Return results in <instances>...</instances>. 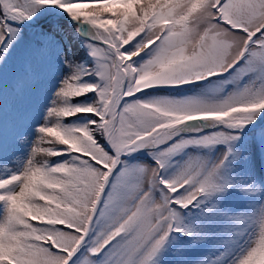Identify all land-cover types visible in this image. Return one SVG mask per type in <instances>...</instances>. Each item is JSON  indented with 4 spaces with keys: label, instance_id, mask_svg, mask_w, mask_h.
<instances>
[{
    "label": "snow or ice",
    "instance_id": "obj_1",
    "mask_svg": "<svg viewBox=\"0 0 264 264\" xmlns=\"http://www.w3.org/2000/svg\"><path fill=\"white\" fill-rule=\"evenodd\" d=\"M0 264H264V0H0Z\"/></svg>",
    "mask_w": 264,
    "mask_h": 264
}]
</instances>
